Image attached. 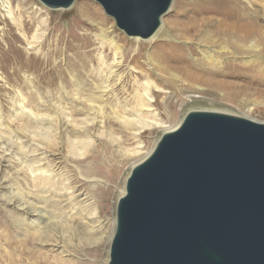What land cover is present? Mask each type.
I'll return each mask as SVG.
<instances>
[{
  "label": "rangeland",
  "instance_id": "1",
  "mask_svg": "<svg viewBox=\"0 0 264 264\" xmlns=\"http://www.w3.org/2000/svg\"><path fill=\"white\" fill-rule=\"evenodd\" d=\"M211 3L173 0L162 18L171 24L166 36L155 38L161 21L158 32L145 40L127 36L92 0H76L68 9H51L39 0H0V264H108L118 202L133 167L188 111H216L264 124V51L238 54L218 28L221 18H208L222 9ZM258 7L264 13V3ZM194 21L209 24L196 29ZM102 36L131 57L119 84L107 93L96 71L101 52L112 56ZM163 51L184 61L196 79L183 80L184 68L172 69L170 76L153 75L167 94L153 99L156 111L141 114L142 124L127 127L125 119L137 121L133 108L142 92L132 60L157 69L155 56ZM32 166L50 175L35 179ZM73 192L91 204L87 211L97 207L96 227L107 228L103 258L92 256L87 243L53 247L51 239L60 234L48 232L65 218L56 217L59 209L71 214L82 206L69 200ZM51 215L54 222L48 220Z\"/></svg>",
  "mask_w": 264,
  "mask_h": 264
},
{
  "label": "water",
  "instance_id": "2",
  "mask_svg": "<svg viewBox=\"0 0 264 264\" xmlns=\"http://www.w3.org/2000/svg\"><path fill=\"white\" fill-rule=\"evenodd\" d=\"M68 9L76 0H39ZM149 39L173 0H92ZM109 264H264V124L191 112L133 168Z\"/></svg>",
  "mask_w": 264,
  "mask_h": 264
},
{
  "label": "bare ground",
  "instance_id": "3",
  "mask_svg": "<svg viewBox=\"0 0 264 264\" xmlns=\"http://www.w3.org/2000/svg\"><path fill=\"white\" fill-rule=\"evenodd\" d=\"M203 1L205 3H211L212 2L211 5H215L217 7L222 8V9L214 10L211 13L213 16L210 15L211 17H208V18H210V19L214 18V17H220L221 18L218 21V23H219L218 28L220 29L221 33L225 37L229 38V41H231L233 46L234 45L236 46L235 51H237L238 54H244V53L247 54L248 52L251 53V52H255V51H261L260 49H262L264 51V13H261L260 12L261 9H259V7H258L259 3L260 4L264 3V0H228V1H232V5L225 4L224 2L221 3L222 0H216V1H214V0H203ZM7 12L9 15H11L10 10H8ZM98 16H101V15H98ZM203 16H205V15H203ZM161 21H162V27L160 26L161 30L159 32L157 31L158 33L156 32L157 33V34L155 33L156 35L154 34L156 36L155 38L165 37L166 33L169 29V25H171V24H169L170 22L164 21L163 19H161ZM194 22H196V25H193V26L196 27V29H197V27L200 28L201 26H207L209 24V22H207V21H203L201 23H199L198 21H194ZM201 28H203V27H201ZM23 29H24V27H23ZM32 29H33L32 26H30L28 24L25 26L26 32H31ZM186 30H189V29H186ZM202 34H204V33L201 32L200 35H202ZM17 36H19V34ZM9 37H11V36H9ZM35 38L36 37H34V39ZM134 38H136V37H134ZM15 39H17V37ZM102 39H103V44H102L103 48H105V46H107L108 49L112 52V56L107 51L101 52L99 54V57H98L99 67L96 68L97 69L96 71L99 74V78L104 81V87L102 88V90L105 89L106 93H107L111 90H114V86H117V84H119V77L125 72V69H127L126 67L131 65V57H126L124 50L119 48L112 41L106 40V37L102 36ZM145 40H147V39H145ZM132 44L133 43H131V45ZM161 44H162L161 47L164 48L165 47L164 44L163 43H161ZM40 45L42 48L43 43H41ZM8 48H9V46H8ZM160 55L158 54L159 58L157 56H155V62L157 63L156 64L157 69H154V67L152 65H150L153 67L152 70L147 69L142 63L135 61L136 57H134L132 60L133 62H135V65H136L135 69L139 71V73L137 74L138 80L136 79L135 82H136V84L139 85L142 92L139 93V95H138V99H137L138 101L135 100V101H137V103H136V107L133 108L134 111L136 112V113H134V115L137 114L136 115L137 121L135 122V120H133L132 122H134V123H132V122L127 121L125 119L123 123L127 127L135 125L136 123L142 124L143 123L142 118L140 117V116H142L141 114H147L146 116L148 117V114H151L152 112L154 113V111H156V110H153L155 107V103H154L153 99L157 100L156 96L159 97L161 94H167V92H166L167 90L165 88L156 85L152 81L153 75L154 76L155 75L170 76L172 69L184 68L182 70V72L185 73L184 78H182L183 80L195 81V79H196V73H194L191 69L187 68L189 66H184L183 65L184 61L174 60L172 58L174 53L168 52V51H163ZM33 58H35V57L33 56ZM131 73H132V71L129 72V74H131ZM141 79H142V81H141ZM229 87H232V86L230 85ZM154 88L156 89V91H155L156 93H154V91H153ZM103 95L105 96V94H103ZM104 96H101V97L103 98ZM191 112L221 113V112H216V111H205V110L201 111V110L192 109L185 114V116L183 117V119L179 123L173 125L172 128H170L168 131L172 132V131L176 130L183 123L185 117ZM250 112H251V110H250ZM221 114H225V113H221ZM227 115H230V114H227ZM232 116H234V115H232ZM151 125L154 126V124H151ZM156 125H158V124H156ZM169 132H167V133H169ZM90 144L91 143H86L85 146L89 147ZM151 154L152 153H149L148 156L146 157V159ZM77 155H79V157H80V156H83L84 154L83 155L77 154ZM32 173H33L35 179H38V180L43 178V177H44V179H47L48 175H50L47 171L44 172L43 169H41V167L40 168H34L33 166H32ZM125 193H126V191H125ZM69 194H70L69 200L72 203H75L77 206L79 205L78 207H80V205H82V206L77 211V213H75L76 212L75 211L71 214L66 213L64 206L61 207V209H59L61 212L59 213V216H56V217L60 218V216H64L65 218L60 220L61 223L58 226L56 224L52 223V226L54 228L56 227L57 229H52L53 231H50V232L46 231L49 233V235L51 232H54V230H56V232L58 234H60L58 236H56L57 234H54V237L56 236L55 240H53V238L50 237V239L52 238L51 239L52 243L55 244L53 247H57L58 250H60V249L64 250V247H61L63 243H67V244H70L72 246H75V245L78 246V245L87 243L92 247L91 249H89V252L92 256H96V257L100 256L103 258V255L101 253V248H103V247L105 248V245H106L105 242L107 243V241H109V237L106 239V241H104L103 240V238L105 239L104 236H107V228L103 227V226H99V225H98V227H96V224L100 222L98 220L99 219V216H98L99 213L96 210L97 207H92L90 210L87 211V208L89 206L91 207V204L85 205L83 202L79 201V197L76 195V192L69 193ZM47 199H50V198L48 197V198H46V200ZM58 204L60 206L62 204V201L60 203H57V205ZM54 217H55L54 215H51V218L48 220H50V222H54ZM38 231H39V229H38ZM46 232H44V233H46ZM114 235H115V233L113 234V237H114ZM51 240H48V241H51ZM112 240H113V238H112ZM112 240H111V243H112ZM64 252L65 251H62V254Z\"/></svg>",
  "mask_w": 264,
  "mask_h": 264
}]
</instances>
